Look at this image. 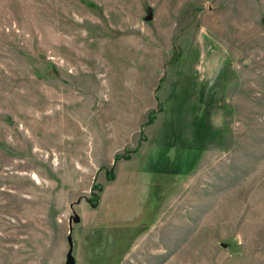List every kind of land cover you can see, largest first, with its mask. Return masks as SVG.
I'll return each instance as SVG.
<instances>
[{
    "label": "rangeland",
    "instance_id": "1",
    "mask_svg": "<svg viewBox=\"0 0 264 264\" xmlns=\"http://www.w3.org/2000/svg\"><path fill=\"white\" fill-rule=\"evenodd\" d=\"M70 244L264 264V0H0V264Z\"/></svg>",
    "mask_w": 264,
    "mask_h": 264
},
{
    "label": "water",
    "instance_id": "2",
    "mask_svg": "<svg viewBox=\"0 0 264 264\" xmlns=\"http://www.w3.org/2000/svg\"><path fill=\"white\" fill-rule=\"evenodd\" d=\"M146 20H150V16H148L146 18ZM71 251H72V248H71V244H70V248H69V250H68V252L66 254V262H65V264H75L74 258L71 255Z\"/></svg>",
    "mask_w": 264,
    "mask_h": 264
}]
</instances>
